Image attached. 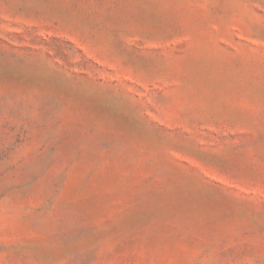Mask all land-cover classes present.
I'll list each match as a JSON object with an SVG mask.
<instances>
[{"label": "rangeland", "instance_id": "rangeland-1", "mask_svg": "<svg viewBox=\"0 0 264 264\" xmlns=\"http://www.w3.org/2000/svg\"><path fill=\"white\" fill-rule=\"evenodd\" d=\"M0 264H264V0H0Z\"/></svg>", "mask_w": 264, "mask_h": 264}]
</instances>
